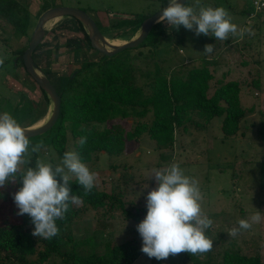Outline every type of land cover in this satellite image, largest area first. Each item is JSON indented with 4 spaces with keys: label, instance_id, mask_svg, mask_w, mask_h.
I'll return each instance as SVG.
<instances>
[{
    "label": "rangeland",
    "instance_id": "obj_1",
    "mask_svg": "<svg viewBox=\"0 0 264 264\" xmlns=\"http://www.w3.org/2000/svg\"><path fill=\"white\" fill-rule=\"evenodd\" d=\"M21 1L26 3L28 0ZM215 2L211 0L204 5L201 0H196L193 7L198 13L200 6H213ZM168 3L169 0H30V37L45 8L70 6L86 10L110 40L125 42L137 35L141 24L112 27L109 26L111 18L122 22V16L126 15H151ZM219 7L229 12L238 31L250 28L255 35L245 33L241 37L230 34L226 41H220L211 35L197 36L183 26L176 30L165 21L160 28L162 37L170 36L162 44L157 61L169 71L181 63L200 64L204 61L215 75L210 94L222 82L239 80L242 85L241 101L247 109L241 131L235 137H225L221 128L222 117L206 122L194 115L193 123L176 127L174 146L162 153L147 134L139 140L129 141L122 155L98 153L85 164L97 174V187L113 195V199L103 208L79 211L75 220L66 227L72 240L61 248L62 254L72 251L76 242L80 243L78 252L81 254L103 253L108 243L119 244L132 239L142 245L137 225L147 213L146 196L156 187L152 170L177 163L186 175L198 181L203 195L202 209L213 221L206 231V235L214 241L213 248L199 255L200 259L221 260L224 252L237 247L243 253L259 255L264 262V189L260 187L264 143L257 130L264 119V16L250 18L252 0H221ZM44 40L43 46L36 52L38 65L57 84L60 77L69 75L84 61L99 59L102 54L91 47L72 17L48 23ZM28 44L26 37L15 38L10 46L0 40V58L4 59V65L0 66V114L8 112L23 127L39 125L38 121L45 120L53 107L51 99L27 74L21 55L15 53V50L19 51ZM206 44L215 45L211 54L203 53ZM143 50L148 49L145 47ZM152 60L142 58L137 63L146 70L153 67ZM255 81H260L259 87L254 85ZM148 119L152 122L151 114ZM122 124L130 130L135 121L125 119ZM51 134L29 138L30 153L32 146H42L39 152L31 153L28 157L31 164L22 165V169L35 166V155L36 159L54 166L61 164L63 155L53 148ZM74 141L70 139L68 151L76 152ZM20 187L22 183L18 178L17 183H9L0 189V222L3 221L2 211L15 205L13 194ZM73 205L84 207L83 202ZM257 210L261 215L259 223H254L249 230H240L236 236L228 235L233 227H238L239 220L249 219ZM23 217L31 222L27 214ZM180 256L181 253L157 260L143 254L134 264L191 263V259L181 260ZM30 259L36 257L31 256ZM43 264H65L64 257L56 254Z\"/></svg>",
    "mask_w": 264,
    "mask_h": 264
},
{
    "label": "trees",
    "instance_id": "obj_2",
    "mask_svg": "<svg viewBox=\"0 0 264 264\" xmlns=\"http://www.w3.org/2000/svg\"><path fill=\"white\" fill-rule=\"evenodd\" d=\"M29 1L0 0V40L7 46L15 38L26 37L30 41ZM195 1L188 0L187 6L193 7ZM208 1L211 0H201V3L205 5ZM215 1L212 7H219L221 0ZM149 16L138 14L122 22L111 18L109 26H134L142 24ZM73 19L90 43L84 26ZM161 25L158 23L140 46L111 57L101 54L99 59L84 61L78 69L60 77L58 84L52 80L61 93L62 114L54 128L46 134L53 133L50 142L58 154L68 151L73 138L76 153L83 163H88L101 152L111 156L124 154L129 141L139 140L145 134L155 141L157 150L162 153L174 146L176 127L193 123L194 115L206 122L222 117L221 128L225 137H235L241 131L247 109L241 101L240 81L230 79L222 82L210 94L215 75L204 61L200 64L181 63L170 71L164 69L157 61V55L170 35L162 37ZM27 46L15 50L21 55V61ZM41 47L42 44L34 52L38 64L36 52ZM145 47L147 51L143 50ZM142 58H152L153 67L144 70L139 66L137 61ZM259 82L255 81L254 85L259 87ZM150 114L152 122L148 119ZM130 118L134 119L135 125L129 130L122 120ZM257 130L264 143V119ZM81 137H87L83 145L80 144ZM33 160H36V155ZM70 182L72 194L82 198L84 207H75L70 203L65 219L56 221L59 234L51 240L34 237V225L17 215L15 205L2 211L0 264H43L56 254L63 255L65 264H134L144 254L141 252L142 245L136 239L119 244L108 243L103 253L94 251L89 254L79 253L80 243L76 242L72 251L62 254L61 248L72 240L66 227L75 220L79 211L103 208L113 199V195L100 190L96 184L88 195H84L76 179ZM260 187L264 189V152ZM31 256L36 259L31 260ZM180 257L181 260L191 259L190 264H264L259 255L243 253L237 247L224 252L221 260L210 257L200 259L199 255L192 256L186 252Z\"/></svg>",
    "mask_w": 264,
    "mask_h": 264
},
{
    "label": "clouds",
    "instance_id": "obj_3",
    "mask_svg": "<svg viewBox=\"0 0 264 264\" xmlns=\"http://www.w3.org/2000/svg\"><path fill=\"white\" fill-rule=\"evenodd\" d=\"M165 21L176 30L183 26L197 36L211 35L220 41H226L230 34L241 37L245 33L255 35L250 28L238 31L224 7L200 6L197 13L192 6L169 0L157 23ZM214 47L206 44L203 53L211 54ZM3 65L4 59L0 58V66ZM26 132L29 131L11 114H0V189L9 183H17L19 178L22 187L13 194L17 215L30 217L34 237L51 240L59 234L56 221L65 219L70 203H82L80 196L72 194V177L82 186L84 195H88L97 174L90 171L75 151L64 152L59 165L36 159L34 167L22 169V165L31 164L28 159L31 153L39 152L42 146H32L30 153ZM86 142L87 137H81L80 144ZM152 171L156 187L148 192L147 213L137 225L142 238L141 252L157 260L185 252L192 256L210 252L214 241L206 231L213 221L202 209L203 195L198 181L186 175L177 163ZM260 220V211L257 210L249 219L239 220L238 227H233L228 235L236 236L240 230H249Z\"/></svg>",
    "mask_w": 264,
    "mask_h": 264
},
{
    "label": "water",
    "instance_id": "obj_4",
    "mask_svg": "<svg viewBox=\"0 0 264 264\" xmlns=\"http://www.w3.org/2000/svg\"><path fill=\"white\" fill-rule=\"evenodd\" d=\"M188 0H178L179 3L186 5ZM165 5L163 8L167 7ZM158 10L147 17L141 24L142 31L132 39L123 43L116 44L110 40L96 20L84 9L70 6H53L45 8L39 15L37 24L30 37L28 47L22 54V62L28 75L37 83V85L46 93L53 103L52 114L43 123L35 126L25 127L28 138L42 135L52 130L59 121L62 114V97L57 86L52 79L41 69L34 59V52L43 43L48 32V23L54 19L62 17H72L78 20L85 28L91 45L94 49L105 56L111 57L123 52L126 49L136 48L143 44L156 27L157 20L162 14V10Z\"/></svg>",
    "mask_w": 264,
    "mask_h": 264
},
{
    "label": "built area",
    "instance_id": "obj_5",
    "mask_svg": "<svg viewBox=\"0 0 264 264\" xmlns=\"http://www.w3.org/2000/svg\"><path fill=\"white\" fill-rule=\"evenodd\" d=\"M253 11L250 14V18L264 15V0H252Z\"/></svg>",
    "mask_w": 264,
    "mask_h": 264
},
{
    "label": "bare ground",
    "instance_id": "obj_6",
    "mask_svg": "<svg viewBox=\"0 0 264 264\" xmlns=\"http://www.w3.org/2000/svg\"><path fill=\"white\" fill-rule=\"evenodd\" d=\"M50 24V23H49ZM141 31H139L137 34H139ZM131 39V38H130ZM128 40V39H127ZM116 44H119V43H123V42H121V40L120 39H118L117 40V42L116 41H114ZM53 110V109H52ZM52 110L49 112V114H48V116H47V118L44 120V119H41L40 121H38V124H41V123H43V122H45L49 117H50V115L52 114Z\"/></svg>",
    "mask_w": 264,
    "mask_h": 264
},
{
    "label": "crops",
    "instance_id": "obj_7",
    "mask_svg": "<svg viewBox=\"0 0 264 264\" xmlns=\"http://www.w3.org/2000/svg\"><path fill=\"white\" fill-rule=\"evenodd\" d=\"M236 1V0H235ZM113 15V14H112ZM127 17H129L128 15H126V16H122V18L123 19H125V18H127ZM121 19V18H120ZM107 26H108V24H107ZM44 42H45V40L43 41V43H42V46H43V44H44ZM90 44H91V42H90ZM91 47H92V45H91ZM93 48V47H92ZM94 49V48H93ZM96 50V49H95ZM37 56V55H36ZM36 59H37V57H36Z\"/></svg>",
    "mask_w": 264,
    "mask_h": 264
}]
</instances>
